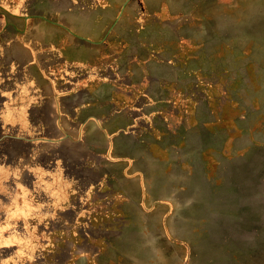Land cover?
Listing matches in <instances>:
<instances>
[{
	"label": "crops",
	"instance_id": "0c3cea01",
	"mask_svg": "<svg viewBox=\"0 0 264 264\" xmlns=\"http://www.w3.org/2000/svg\"><path fill=\"white\" fill-rule=\"evenodd\" d=\"M167 1L0 0V220L15 223L9 235L30 236L31 223L49 220L69 230L75 263L112 264L126 221L143 229L171 218L172 179L140 127L132 133L141 105L113 100L129 77L122 44L145 36L149 20L172 10ZM26 203L30 214L11 215Z\"/></svg>",
	"mask_w": 264,
	"mask_h": 264
},
{
	"label": "rangeland",
	"instance_id": "374dc122",
	"mask_svg": "<svg viewBox=\"0 0 264 264\" xmlns=\"http://www.w3.org/2000/svg\"><path fill=\"white\" fill-rule=\"evenodd\" d=\"M171 1V11L148 23L156 25V35L171 30L172 39L158 36L161 42L152 40L149 53L221 56L218 79L199 84L215 116L220 111L213 128L220 129L219 146L210 135L204 149L189 157L180 152L182 142L176 154L152 146L175 186L171 218L154 220L152 227L143 221V229L126 221L109 258L112 264H264V0ZM193 99L185 101L181 93L174 98L175 138L183 121L195 125ZM203 200L211 204H192ZM31 224L30 236H15L25 242L16 244V252L0 247L1 264H86L74 262L81 254L70 258L66 252L68 229L58 231L49 220ZM14 226L12 219L0 220V242L13 236L7 232Z\"/></svg>",
	"mask_w": 264,
	"mask_h": 264
},
{
	"label": "flooded vegetation",
	"instance_id": "af4514ba",
	"mask_svg": "<svg viewBox=\"0 0 264 264\" xmlns=\"http://www.w3.org/2000/svg\"><path fill=\"white\" fill-rule=\"evenodd\" d=\"M154 25L147 23V26L140 29L142 34L147 33L145 36L141 38L135 36L132 43L130 41L122 44L121 50L126 55H118L121 60V71L125 72V75L129 74V77L132 74L135 75L136 80L134 78L131 81L129 77L127 79L119 77L124 81L117 85V90L113 93V100L117 99L119 103L141 105L138 112L141 117L139 123H142L135 125L132 133L135 134L137 128L140 127L143 131L141 134L142 145L149 153L153 154L155 159L157 156L152 146L167 147L170 154H176L177 147L182 142L184 146L180 152L185 157L201 152L209 135L214 140L216 139V146H219L220 129L213 128L216 123L215 119L219 121L220 111L218 110L215 116L214 111L211 110L214 105L204 98L205 92L201 86H204L205 78H212L214 81L218 79L219 71L224 65L221 56L196 55L189 58L180 55H151L149 47H151L152 40L154 43L161 42L158 36L164 40L172 39V31L165 32V26L161 35H156L152 30V27H156ZM140 30L138 29V31ZM114 56L116 55H109L111 59H115ZM228 60L230 62L226 63L227 66L231 67L235 64L234 58ZM132 62L134 63L133 68L130 67ZM125 81L130 84L127 85L124 83ZM178 93L184 96L185 101L189 100V96L196 98L193 99L195 110L192 115L195 125L189 127V124L183 121L185 123H180V127L177 129L179 136L175 138L174 122L171 121V118H173L176 109L174 98L178 96ZM219 98L220 95L216 96L218 104ZM184 103L186 106V102ZM209 121H211L210 125L213 131L209 129L210 127L208 128Z\"/></svg>",
	"mask_w": 264,
	"mask_h": 264
},
{
	"label": "clouds",
	"instance_id": "9594fccd",
	"mask_svg": "<svg viewBox=\"0 0 264 264\" xmlns=\"http://www.w3.org/2000/svg\"><path fill=\"white\" fill-rule=\"evenodd\" d=\"M57 163L59 164L60 161H57ZM35 171L37 173H40V169H36ZM0 172H3V178L4 179L8 178V173L6 172V170H4L3 168H0ZM18 187H21V186L18 185ZM13 203L15 205V201ZM24 207H25V209H28V211H22L19 207H17L16 211H14V212H12L11 209H9V211L11 212V215L13 217H19V216H25L26 217L28 214H30L31 209L28 208L27 203L25 204ZM0 231H2V230H0ZM23 243H25V242L22 240H18L15 236H12V237H9L7 239H2V242H0V247L12 246V245L23 244ZM19 254L23 255V252H21ZM29 259H31V257H29ZM4 264H8V261H4Z\"/></svg>",
	"mask_w": 264,
	"mask_h": 264
},
{
	"label": "water",
	"instance_id": "95a60500",
	"mask_svg": "<svg viewBox=\"0 0 264 264\" xmlns=\"http://www.w3.org/2000/svg\"><path fill=\"white\" fill-rule=\"evenodd\" d=\"M3 142V141H2Z\"/></svg>",
	"mask_w": 264,
	"mask_h": 264
}]
</instances>
